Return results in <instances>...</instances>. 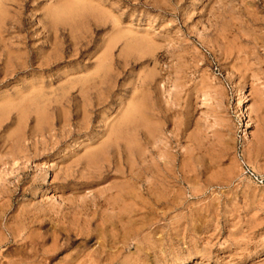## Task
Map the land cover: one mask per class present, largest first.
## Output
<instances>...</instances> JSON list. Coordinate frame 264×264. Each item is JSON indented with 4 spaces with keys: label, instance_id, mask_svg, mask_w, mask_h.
Masks as SVG:
<instances>
[{
    "label": "rangeland",
    "instance_id": "obj_1",
    "mask_svg": "<svg viewBox=\"0 0 264 264\" xmlns=\"http://www.w3.org/2000/svg\"><path fill=\"white\" fill-rule=\"evenodd\" d=\"M0 264H264V0H0Z\"/></svg>",
    "mask_w": 264,
    "mask_h": 264
},
{
    "label": "bare ground",
    "instance_id": "obj_2",
    "mask_svg": "<svg viewBox=\"0 0 264 264\" xmlns=\"http://www.w3.org/2000/svg\"><path fill=\"white\" fill-rule=\"evenodd\" d=\"M70 4H71V3H70ZM76 7H77V6H76ZM61 13H62V12H61ZM63 13H64V12H63ZM65 13H66V12H65ZM67 15H68V14H67ZM65 18H67V17H65ZM99 66H100V65H99ZM101 66H102V65H101ZM237 109H238V108H237ZM130 172H132V171H130ZM130 174H132V173H130ZM130 176H131V175H130ZM131 177H133V176H131ZM131 177H130V178H131ZM133 180H134V179H133ZM122 199H123V197H122ZM122 199H121V200H122ZM16 234H17V233H16Z\"/></svg>",
    "mask_w": 264,
    "mask_h": 264
},
{
    "label": "built area",
    "instance_id": "obj_3",
    "mask_svg": "<svg viewBox=\"0 0 264 264\" xmlns=\"http://www.w3.org/2000/svg\"><path fill=\"white\" fill-rule=\"evenodd\" d=\"M246 171H248V170H246ZM248 174L253 177V175L250 172H248ZM254 179H255V177H254Z\"/></svg>",
    "mask_w": 264,
    "mask_h": 264
}]
</instances>
